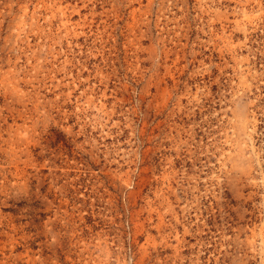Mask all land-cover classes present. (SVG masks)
I'll return each mask as SVG.
<instances>
[{"label": "rangeland", "instance_id": "rangeland-1", "mask_svg": "<svg viewBox=\"0 0 264 264\" xmlns=\"http://www.w3.org/2000/svg\"><path fill=\"white\" fill-rule=\"evenodd\" d=\"M0 264H264V0H0Z\"/></svg>", "mask_w": 264, "mask_h": 264}]
</instances>
